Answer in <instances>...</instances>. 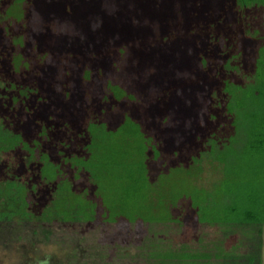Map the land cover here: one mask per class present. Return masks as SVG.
<instances>
[{
	"label": "rangeland",
	"instance_id": "rangeland-1",
	"mask_svg": "<svg viewBox=\"0 0 264 264\" xmlns=\"http://www.w3.org/2000/svg\"><path fill=\"white\" fill-rule=\"evenodd\" d=\"M1 1L8 3L11 0ZM26 1L31 4V13H37L30 19L29 26L39 34L35 37L40 50L56 56L70 54L72 60H77L75 62H78V67L89 63L92 67L101 68L104 75L98 72L97 76L95 73L98 80L91 84L94 91H104L102 79L108 76L114 79V85L138 98L139 104L122 103L116 105L115 110H131L142 120L148 117L153 126L163 156L159 159L166 163L157 168L146 167L147 171L143 169L149 179L145 200L149 203L150 215L155 218L164 217V220L136 225L111 219L106 201L114 193V189L107 175L124 178L126 170L135 171L139 163L137 159L133 163L126 160L118 162L116 153L121 140L118 135H114L106 143L105 159L94 157L87 164L78 161L72 164L82 174L80 181L72 180V171L65 173L71 194L63 190L73 200L71 205L77 203L85 208L86 201L93 200V209L88 208L84 214L75 213L71 218L62 217L54 207L57 198L53 185L55 170L46 169L39 174L38 167H27L21 154L2 152L0 185L1 188L11 186L9 196L12 202L4 201L3 193L0 192V215L6 211L8 203L15 206L9 210L13 217L11 222H0L5 233L13 230L7 243L0 246V264H35L41 261H51V264H147L150 245L158 246L160 250L184 248L183 253L187 254L185 257L193 260L194 264H245L244 257L252 254L255 256L252 264H264V226L254 244L251 240L245 241L243 228L229 221L231 214H227L225 210V214L221 212L219 215L215 211L211 212L209 217V211L205 209L204 214L208 218L195 224L191 220V212L187 210L188 204L181 203L173 211L176 220L171 221V217L170 220L165 216L167 214L168 217V212L172 214V210L168 208L183 195L191 196L198 192L199 201L202 202L205 196L222 193L229 165L221 162L218 155L225 138L218 140L215 147L213 140L210 141L211 137L206 136L198 150L194 146L196 141L195 136H192V129L198 127L199 130H204L203 133L207 131V123L202 122L199 117H207L209 120L206 114L208 109L220 108L221 102L234 103L238 98V94L231 98L225 90L218 92L217 88L214 93L210 92L211 108L209 100L203 99L204 96L194 98L193 102V94L195 96L197 93L194 91L196 85L202 86L199 87L203 89L201 93H205L206 73L204 69L198 70L192 62L193 58L181 50L185 40L174 36L172 31V34L169 32V29L175 28L167 25L170 24L167 18L170 22L173 19L170 18L173 0ZM11 9L17 21L25 18L24 8L12 5ZM252 12L251 24L258 28L257 35L264 37V5L256 2ZM54 22H60L57 28L61 31L66 29L69 37L46 33L47 26ZM157 32H160V38L156 35ZM169 41L170 52L163 46L169 45ZM90 46L96 55L94 59L83 53H88ZM121 48L125 49L126 56L117 58ZM62 58L68 60V57ZM35 62L40 71V60L35 59ZM11 64L9 58L0 51V123L10 122L15 130L32 139L35 134L27 130L29 123L24 120L26 111H19L21 108H15L12 102L23 86V78L20 76L23 71L20 72L18 66ZM237 65L239 70H236L235 76L243 84L247 75L244 74L243 67ZM194 73L199 75L197 83L194 81ZM231 73L232 71L226 73L225 70L224 76ZM35 75L37 74L34 73L33 76ZM32 85L36 83L33 82ZM228 85L227 89L232 88V85ZM110 102L114 103V100ZM169 113L173 114L170 123L174 127L161 121ZM192 113L195 117L198 115L195 118L198 123L193 126ZM224 117L222 116L221 124L227 130L232 119L240 122L242 111L234 107L233 115ZM112 119H116V116ZM136 141L141 146L143 141L139 138ZM153 154L150 153L149 160H154ZM90 163L100 169L92 172L93 167L88 166ZM167 163L175 169H168ZM91 172L98 173L101 182H96ZM161 172L165 176L159 178L157 175ZM20 188L25 191L18 193L17 189ZM27 192L31 202L26 199ZM18 196L25 198V204L17 201ZM185 218L191 221L184 223Z\"/></svg>",
	"mask_w": 264,
	"mask_h": 264
},
{
	"label": "trees",
	"instance_id": "trees-1",
	"mask_svg": "<svg viewBox=\"0 0 264 264\" xmlns=\"http://www.w3.org/2000/svg\"><path fill=\"white\" fill-rule=\"evenodd\" d=\"M256 2L264 5V0H173L171 9L169 8L170 18L173 19L170 22L167 18L170 24L164 22L168 26H175L174 29H169L170 34L173 33L177 38L182 37L185 40L181 50L193 58L192 62L198 70L200 68L205 70L204 79L207 86L204 88L205 93H201L203 89L199 87L202 86L195 84L197 87L194 86V91L197 93L195 96L193 94V102L204 96L203 99L209 100L211 108L210 92L214 93L217 88L218 92L225 90L231 98L235 94H238L239 98L234 100V103L221 102L220 108L208 109L206 114L209 120L207 117V119L199 117L208 126L204 133V130H199L198 127L192 129V136H195L196 141L194 146L198 150L201 149L206 136L211 137L210 141L213 140L215 147L218 140L225 138L218 155L221 162L229 165L222 193L205 196L202 202L199 201L198 192L191 196L183 195L168 208L172 210V214L168 212V217L167 214L165 216L170 220L172 218L171 221L176 220L173 211L177 206H181V203L188 204L187 210L191 212V220L195 224L208 218L204 214L205 209L209 211V217L212 215L211 212L215 211L214 213L219 215L221 212L225 214L223 211L225 210L227 214H231L229 221L243 228L245 241L251 240L254 244L264 226V37H246L251 33L259 34L257 27L253 26V30H250L248 20L250 7L255 6ZM12 5L24 8L26 15L23 20L17 21L16 16L12 15ZM30 5L26 0H11L8 3L0 0V51L13 65L20 68V72L23 71L20 73L23 83L21 80L20 82L23 86L12 102L15 108H21L19 111L22 109L26 111L24 120L29 123L27 130L34 133L35 137L32 139L26 137L23 132L15 130L12 123L4 121L0 123V154L7 151L21 154L27 167H38L39 174L46 169L55 170L53 185L57 198L54 207L60 211L62 217L71 218L75 213L84 214L88 208L93 209V200L86 201L85 208L77 203L71 205L70 202L73 200L68 196L71 194V187L65 173L68 170L72 171V180L80 181L82 174L78 173L72 164L77 161L87 164L94 157L105 159L106 143L111 137L118 135L121 137L116 153L118 162L126 160L133 163V160L137 159L139 163L135 171L127 169L124 178L117 176L112 178V175H107L114 189V193L106 201L107 211L112 215L111 219H120L124 224L136 225L163 222L164 217L155 218L150 215L149 203L145 200V191L149 188L147 168H157L166 163L159 159L163 156L153 126L148 117L142 120L131 110L125 112L119 108L115 110L118 104L127 102H130V105L139 104L138 98L114 85V79L106 75V78L102 79L104 91L101 89L100 92L94 91L91 84L98 80L95 73L97 76L98 72L104 75L101 68L92 67L89 63H83L78 67V62H75L77 60H72L70 54L57 55L60 58L57 60L56 55L40 50L35 37L39 34L37 35L29 26L30 19L37 14L31 13ZM60 24L54 22L47 26L46 33L69 37L66 29L63 28L64 31H61L57 28ZM156 35L159 38L161 36L160 32ZM168 43L169 45L163 46L170 52V41ZM90 48L88 53L86 51L83 53L94 59L96 56L94 49L92 46ZM125 56L123 48L116 55L117 58ZM62 57H68V60H63ZM35 59L40 60V71ZM237 64L243 67L244 74L247 75L243 84L235 76L236 70H239ZM225 70L226 73L231 71L232 73L226 74L225 77ZM34 73L37 75L33 76ZM194 74V81L197 83L199 75ZM33 82L36 85H32ZM228 84L232 85V88L227 89ZM110 100H114V103ZM234 107L242 111V119L239 123L238 120L232 119L226 130L221 124L222 116L227 118L232 116ZM114 116L116 119H112ZM197 117L198 115L195 117L192 113V126L198 123L195 121ZM171 118L173 119V114L169 113L161 121L172 127ZM138 138L143 141L141 146L137 145ZM152 152L154 160H149ZM168 164L166 166L168 169L174 168ZM88 166L93 167L92 172L99 168L92 166L91 163ZM164 172L157 176L164 177ZM92 177L96 182H101L98 173H93ZM63 189L68 194H65ZM10 190V185L3 188L0 185L4 201L9 203L12 202ZM17 191L19 193L25 190L20 188ZM27 198L31 200L28 192ZM17 201L26 202L21 196H18ZM9 203L6 211L0 215V222H11L13 218L9 210L15 204ZM189 220L185 218L184 223H189ZM10 233H5L0 225V246L7 243ZM33 233L36 234L35 231ZM150 246L147 247L151 250L147 264H194L193 260L185 257L187 254L183 253L184 248L160 250L158 246ZM254 257L253 254L244 257L245 264H252ZM35 264H51V261Z\"/></svg>",
	"mask_w": 264,
	"mask_h": 264
},
{
	"label": "flooded vegetation",
	"instance_id": "flooded-vegetation-1",
	"mask_svg": "<svg viewBox=\"0 0 264 264\" xmlns=\"http://www.w3.org/2000/svg\"><path fill=\"white\" fill-rule=\"evenodd\" d=\"M253 7H254L253 5L250 7L251 12L249 13V17H248V20H249V22H250V26H251V29H252V30H253V25H252L251 23H252V17H253V16H252V13H253V12H252ZM257 29H258V28H257ZM251 34L253 35V33H251ZM251 34L246 35V37H251ZM254 37H260V36L257 35V34H256V35L254 34Z\"/></svg>",
	"mask_w": 264,
	"mask_h": 264
}]
</instances>
